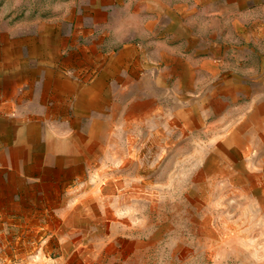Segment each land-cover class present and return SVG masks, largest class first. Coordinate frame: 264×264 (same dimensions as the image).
I'll list each match as a JSON object with an SVG mask.
<instances>
[{
    "label": "crops",
    "instance_id": "obj_1",
    "mask_svg": "<svg viewBox=\"0 0 264 264\" xmlns=\"http://www.w3.org/2000/svg\"><path fill=\"white\" fill-rule=\"evenodd\" d=\"M96 9L106 13L0 46V182L11 198L44 201L28 210L52 220L40 227L48 230L40 264H177L172 232L121 219L120 200L136 193L127 184L140 179L128 172L131 145L114 136L175 125L202 143L187 164L192 193L203 198L206 183L256 190L264 176L249 173L264 166V0ZM218 145L242 154L235 174H225ZM188 247L193 239L187 262Z\"/></svg>",
    "mask_w": 264,
    "mask_h": 264
},
{
    "label": "rangeland",
    "instance_id": "obj_2",
    "mask_svg": "<svg viewBox=\"0 0 264 264\" xmlns=\"http://www.w3.org/2000/svg\"><path fill=\"white\" fill-rule=\"evenodd\" d=\"M111 1L117 3L118 15L125 14L124 6L130 0H0V46L9 42L10 35L24 37L46 26L56 29L61 22L80 23L77 17L104 15L106 11H97L96 6ZM84 24L83 29L87 28ZM175 131V125H145L114 136L115 141L131 145L132 149L123 152L128 172L140 179V183L127 184L136 193L120 200L121 219L166 231L165 238L172 232L178 242L177 264H264V181L256 183L254 191L206 183L203 198L201 192L192 193L184 179L187 164L196 161L202 143ZM215 152L227 161L225 174H235V163L242 154L223 150L222 145ZM251 154L246 159L256 158ZM249 175L264 176V166ZM10 193V184L0 182V264H40L36 255L41 252L43 235L48 234L40 227L42 220L46 226L52 220L28 210L44 201L15 199ZM192 239L193 247H188L192 259L187 262L186 242Z\"/></svg>",
    "mask_w": 264,
    "mask_h": 264
}]
</instances>
